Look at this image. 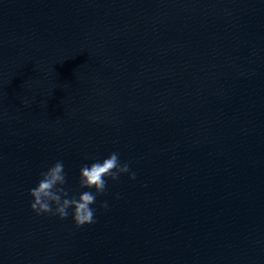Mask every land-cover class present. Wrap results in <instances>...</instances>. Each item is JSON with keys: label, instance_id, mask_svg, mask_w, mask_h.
Instances as JSON below:
<instances>
[{"label": "water", "instance_id": "obj_1", "mask_svg": "<svg viewBox=\"0 0 264 264\" xmlns=\"http://www.w3.org/2000/svg\"><path fill=\"white\" fill-rule=\"evenodd\" d=\"M112 152L95 223L31 210ZM0 264H264V0H0Z\"/></svg>", "mask_w": 264, "mask_h": 264}, {"label": "clouds", "instance_id": "obj_2", "mask_svg": "<svg viewBox=\"0 0 264 264\" xmlns=\"http://www.w3.org/2000/svg\"><path fill=\"white\" fill-rule=\"evenodd\" d=\"M29 106L27 101H21ZM123 174H128L130 180L136 179V172L132 171L129 162H122L120 153L112 152L106 158L94 160L91 164H84L79 172L78 195L71 194L64 162L57 160L40 173L35 187L29 189L32 200L31 210L36 215L48 214L58 216L61 220L72 216L77 228L96 222L92 207L97 197L105 194L108 181H117ZM100 207L107 210L106 201ZM71 209V212L69 211Z\"/></svg>", "mask_w": 264, "mask_h": 264}]
</instances>
